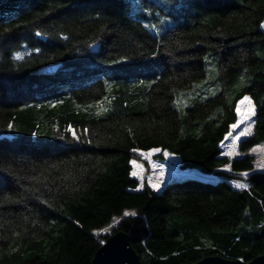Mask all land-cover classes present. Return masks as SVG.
<instances>
[{
  "label": "trees",
  "instance_id": "1",
  "mask_svg": "<svg viewBox=\"0 0 264 264\" xmlns=\"http://www.w3.org/2000/svg\"><path fill=\"white\" fill-rule=\"evenodd\" d=\"M263 21L264 0H0V264H92L118 230L145 264L260 255L264 170L221 143L245 95L240 149L264 142ZM154 147L212 176L138 188Z\"/></svg>",
  "mask_w": 264,
  "mask_h": 264
},
{
  "label": "rangeland",
  "instance_id": "2",
  "mask_svg": "<svg viewBox=\"0 0 264 264\" xmlns=\"http://www.w3.org/2000/svg\"><path fill=\"white\" fill-rule=\"evenodd\" d=\"M144 23L148 28H152L153 22L151 20L146 19L144 20ZM262 25H264V21L262 22ZM161 30L156 31L155 33L158 34ZM206 68L207 75L205 76V80L213 82L214 87L212 91L218 92L221 89V85L214 82L217 77V72L211 69L209 64ZM245 97L248 99L246 100ZM180 106L181 104L177 103V107L179 108ZM236 110L238 118L232 126L237 125V127L235 129L231 127V130L222 141L221 145L223 153L231 158L242 156L246 153H252L255 157V165L252 170H264V142L253 145L246 151L240 149L241 140L251 134L254 128L256 115L254 101L249 95H245L238 101ZM245 130H247L246 134L239 136V134ZM237 136H239V139H236ZM135 153L136 157H134L132 161H135L136 163H132V174L135 173L134 176L140 181L138 188H142L144 184H147L156 190H160L169 179L187 174H197L204 177L212 176L202 174L194 169L182 168L180 166L181 159L178 154L160 147H154L148 150L136 148ZM165 153H168V155H165ZM248 172L249 171H241L240 176L232 181L233 185L236 187L239 183L249 186L250 183L246 179ZM154 185L156 187H153ZM118 219L119 217H116L111 224L103 227L100 231L109 232L111 227L117 223Z\"/></svg>",
  "mask_w": 264,
  "mask_h": 264
},
{
  "label": "water",
  "instance_id": "3",
  "mask_svg": "<svg viewBox=\"0 0 264 264\" xmlns=\"http://www.w3.org/2000/svg\"><path fill=\"white\" fill-rule=\"evenodd\" d=\"M99 44H94V50H98ZM60 64H50L38 70L39 74L54 73ZM92 264H145L138 251L132 246L130 237L122 230L112 233L95 252ZM187 264H264L263 252L245 260L242 258H231L222 255H208L197 261Z\"/></svg>",
  "mask_w": 264,
  "mask_h": 264
},
{
  "label": "snow or ice",
  "instance_id": "4",
  "mask_svg": "<svg viewBox=\"0 0 264 264\" xmlns=\"http://www.w3.org/2000/svg\"><path fill=\"white\" fill-rule=\"evenodd\" d=\"M262 26H264V25H262ZM245 99L247 100L248 98L247 97H245ZM233 127V129H235L236 127H237V125H233L232 126ZM246 132H247V130H245L244 132H241L240 134H239V136H242V135H245L246 134ZM239 136H237L236 137V139H239ZM165 155H168V153H165ZM132 163L133 164H135L136 162L135 161H132ZM133 175H135V173H133ZM247 185H245V184H237L236 185V187H238V188H244V187H246ZM153 187H156L155 185L153 186ZM124 215H135V213L134 212H125V214ZM106 231V230H105Z\"/></svg>",
  "mask_w": 264,
  "mask_h": 264
}]
</instances>
